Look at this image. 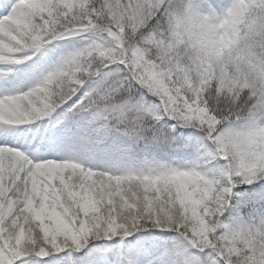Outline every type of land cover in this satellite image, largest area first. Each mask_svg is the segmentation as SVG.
Listing matches in <instances>:
<instances>
[{
  "label": "snow or ice",
  "instance_id": "6c2138e0",
  "mask_svg": "<svg viewBox=\"0 0 264 264\" xmlns=\"http://www.w3.org/2000/svg\"><path fill=\"white\" fill-rule=\"evenodd\" d=\"M0 264H264V0H0Z\"/></svg>",
  "mask_w": 264,
  "mask_h": 264
}]
</instances>
